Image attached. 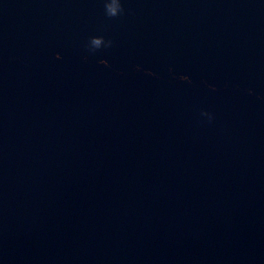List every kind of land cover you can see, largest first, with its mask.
I'll list each match as a JSON object with an SVG mask.
<instances>
[{
    "label": "clouds",
    "instance_id": "1",
    "mask_svg": "<svg viewBox=\"0 0 264 264\" xmlns=\"http://www.w3.org/2000/svg\"><path fill=\"white\" fill-rule=\"evenodd\" d=\"M105 12L109 17H116L123 12V6L121 0H106L105 2ZM102 45H105V41L103 37L97 36L92 37L90 39V46L92 50L101 48ZM107 46H111V41H108ZM59 55H57V59H59ZM107 64V63H102ZM182 80H187V77H182Z\"/></svg>",
    "mask_w": 264,
    "mask_h": 264
}]
</instances>
